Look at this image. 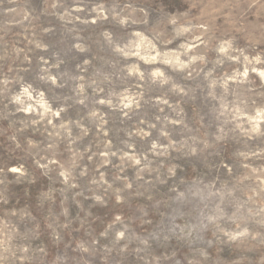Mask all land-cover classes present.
I'll return each instance as SVG.
<instances>
[{
    "label": "rangeland",
    "instance_id": "obj_1",
    "mask_svg": "<svg viewBox=\"0 0 264 264\" xmlns=\"http://www.w3.org/2000/svg\"><path fill=\"white\" fill-rule=\"evenodd\" d=\"M0 264H264V0H0Z\"/></svg>",
    "mask_w": 264,
    "mask_h": 264
}]
</instances>
